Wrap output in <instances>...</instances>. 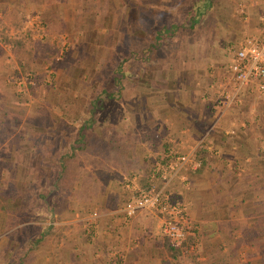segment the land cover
Wrapping results in <instances>:
<instances>
[{"label":"rangeland","instance_id":"rangeland-1","mask_svg":"<svg viewBox=\"0 0 264 264\" xmlns=\"http://www.w3.org/2000/svg\"><path fill=\"white\" fill-rule=\"evenodd\" d=\"M188 2L166 1L161 15L137 9L134 16L130 0H0V264H52L53 218L121 204L133 194L123 182L137 191L149 184L147 170L160 164L162 146L161 130L146 129L158 122L150 114L160 107L148 101L145 83L174 90L170 106L178 105V92L204 91L198 74L226 67L246 28L247 1L212 0L193 25L182 20ZM162 24H176V35L140 66L133 52ZM120 60L123 75L116 72ZM162 65L170 79L157 72ZM84 120L90 124L77 141ZM147 150L157 161L145 163ZM70 153L56 179V160ZM175 187L172 181L180 200ZM112 251L105 256L113 264ZM193 260L191 254L169 263Z\"/></svg>","mask_w":264,"mask_h":264},{"label":"crops","instance_id":"crops-1","mask_svg":"<svg viewBox=\"0 0 264 264\" xmlns=\"http://www.w3.org/2000/svg\"><path fill=\"white\" fill-rule=\"evenodd\" d=\"M130 1L135 5L130 12L137 16V9L161 15L170 0ZM244 1L248 16L243 25L253 31L264 6L262 0ZM236 34L240 39V31ZM164 65L157 72L170 79ZM226 71L227 65L199 73L205 90L190 96L178 90V105L170 106L175 103L170 98L174 90H157L153 82L145 83L151 88L148 101L155 98L149 102L160 107L150 114L158 122L145 123L146 129L161 130L157 139L162 146L160 164L155 162L154 168L151 163L146 179L160 185L161 174L169 173L170 151L189 153L192 162L173 181L197 241L193 263L264 264V102L256 97L252 84L229 107L220 109L221 91L228 87ZM148 139L144 143L149 145ZM145 153V163L157 161L151 151ZM123 187L137 193L138 186L123 182ZM123 202L94 207L88 214L73 212L64 220L53 218L52 264H112L105 256L108 249H114L109 253L115 256L113 264H171L156 215L140 212L123 220L118 214ZM56 233L59 237H54ZM35 237L38 241L42 234Z\"/></svg>","mask_w":264,"mask_h":264},{"label":"built area","instance_id":"built-area-1","mask_svg":"<svg viewBox=\"0 0 264 264\" xmlns=\"http://www.w3.org/2000/svg\"><path fill=\"white\" fill-rule=\"evenodd\" d=\"M241 11V5L238 4ZM255 30V31H254ZM253 31L242 30V38L234 45L227 64V88L221 91L218 105L224 110L238 93L253 84L258 99L264 102V13ZM192 162L189 153L169 154V173L161 174V184L149 183L147 189L138 190L127 197L119 216L127 220L140 212H153L168 245L181 256L195 254L197 241L193 236L185 206L172 194L170 184L180 170ZM95 215V214H93ZM185 264H194L187 261Z\"/></svg>","mask_w":264,"mask_h":264},{"label":"trees","instance_id":"trees-1","mask_svg":"<svg viewBox=\"0 0 264 264\" xmlns=\"http://www.w3.org/2000/svg\"><path fill=\"white\" fill-rule=\"evenodd\" d=\"M211 1L212 0H189V2L183 8L184 13H183V19L182 20L183 21L189 20L190 25L197 23L199 21V19L203 16V13H205L208 10V8L210 7ZM140 30L142 31V29H140ZM153 31H154L153 41L149 42L148 45L143 46L139 52H133L134 57L137 58L138 61L140 62L139 63L140 66L143 64V61H145V62L147 61V58H148V55H149V52L151 49L158 47V45L161 42H165L168 39H172L176 35L177 25L176 24H169V26L167 27L165 24H162L160 27H155ZM18 61H20V60H18ZM122 61L123 60H120V62L118 63L116 72H120V74L123 75V73L120 70V68L123 66ZM97 98L98 97H96L94 100L97 101ZM95 101H91L92 104H90V109L87 111L88 114L93 112V109L95 108L94 107ZM89 120H84L78 126V128L75 130L77 133V138H76L77 141H82L83 130L85 127H87V126L89 127V124H90ZM70 148L73 149V144L70 145ZM70 156H71V153L70 154H62L56 160V162L59 165V168L57 170L58 174L56 176V179H59L62 176V174L65 170L66 161L69 159ZM148 186H149V184H146L144 186V188L147 189ZM165 247L169 251L170 259L177 260L179 258V256H181L179 251L177 249L170 247L167 242H166Z\"/></svg>","mask_w":264,"mask_h":264}]
</instances>
